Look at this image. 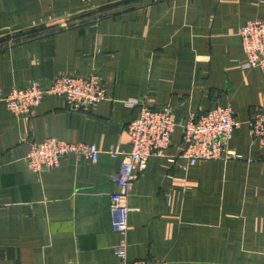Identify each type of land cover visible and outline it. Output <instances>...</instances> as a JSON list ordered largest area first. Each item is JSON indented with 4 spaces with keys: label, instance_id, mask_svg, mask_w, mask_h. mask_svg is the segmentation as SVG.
<instances>
[{
    "label": "crops",
    "instance_id": "crops-1",
    "mask_svg": "<svg viewBox=\"0 0 264 264\" xmlns=\"http://www.w3.org/2000/svg\"><path fill=\"white\" fill-rule=\"evenodd\" d=\"M249 20L264 21V0H0L1 96L93 71L108 96L76 111L49 95L29 115L0 101V264H120L122 241L130 260L264 264V146L249 123L264 104V70L243 67ZM133 98L169 107L176 128L133 183L123 234L111 209L122 155L108 149L131 148ZM217 105L241 123L229 141L241 157L182 169L181 125ZM49 136L102 151L32 170L30 142Z\"/></svg>",
    "mask_w": 264,
    "mask_h": 264
},
{
    "label": "built area",
    "instance_id": "built-area-1",
    "mask_svg": "<svg viewBox=\"0 0 264 264\" xmlns=\"http://www.w3.org/2000/svg\"><path fill=\"white\" fill-rule=\"evenodd\" d=\"M239 36L247 55L243 67L264 70V21L249 20L239 29ZM49 95L65 97L76 111L89 110L108 98L103 77L93 71L87 75L57 76L49 86H43L38 81L27 86L15 85L6 96L0 94V101H4L16 115H29ZM124 103L129 107H139L137 116L128 125L131 148L124 151L119 144H112L108 149L112 156L122 155L120 166L113 175L118 187L111 195V209L122 212L117 230L123 234L128 230L127 216L132 210L127 201L133 183L139 173L146 169L152 155H165L176 128L169 107L155 108L138 98ZM235 116L230 106L217 105L191 116L183 123L180 156L185 161L179 166L187 170L189 166L208 159L241 157L229 148V141L241 124ZM249 123L254 139L264 146V104L254 111ZM101 151L95 142L49 136L42 141H31L26 159L32 170L41 171L58 166L69 153L97 161ZM115 253L120 258V264H171L157 259L130 260L125 241L116 246Z\"/></svg>",
    "mask_w": 264,
    "mask_h": 264
}]
</instances>
